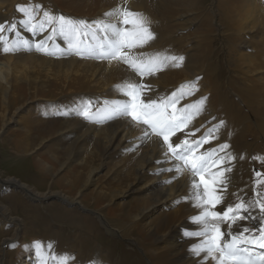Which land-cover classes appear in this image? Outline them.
<instances>
[{"label":"rangeland","instance_id":"1","mask_svg":"<svg viewBox=\"0 0 264 264\" xmlns=\"http://www.w3.org/2000/svg\"><path fill=\"white\" fill-rule=\"evenodd\" d=\"M29 3L40 4L43 9L53 13H60L67 17L85 19L87 21H93L103 17L104 13L116 8L118 5L128 6L130 10L143 13V15L148 18L152 28L151 30L154 31L157 36L155 39L156 43L152 41L153 45L150 43L145 48L136 50L138 53L143 52L147 55L161 54L183 56L186 61L184 60L183 65L179 68L169 67L167 70L165 69L158 72L155 76H150V78L146 77L144 78V82V80L141 81L138 76L128 69L126 65L117 62L109 64L107 61H103L101 63V61L96 62V60L94 61L92 59H81L74 55L71 57L68 56L66 60V57H62L63 59L55 58L35 51H21L15 54H2V56L0 54V63L6 65L3 74H5L4 77H6L7 80L4 81V84L7 85V81L10 82V89L7 95H0V182L10 179L17 181L26 191L24 192L23 189L15 187V190L12 191L13 193L11 191L0 193V198H4L1 202L6 204V206L10 204L8 207L13 212L12 216L18 218V227H20L18 239L15 241L16 244L13 243L9 245L8 243L7 246L6 244L2 246L6 238L8 239L16 236V229H13L14 227H11L7 231L6 236L1 238V262L4 264H30L28 256L33 258L35 254L34 251H37L36 245L39 244L41 245L43 255L49 257L50 264L53 262L51 261L52 256H67L70 258L69 264H136L138 262H140L139 264H163L162 261L166 255L162 254L160 249L154 251L156 253L155 258H157L158 255H161L160 257L162 258L158 257L157 259L160 258L159 260L155 259L158 263H156L155 260H151L150 262L149 258L151 255L147 254L144 248L135 242V238H123L120 233L130 225V230L132 231V226L137 223V220L135 221L137 206L132 204L135 201V197L133 196L131 197L132 199L124 202L125 200L118 196L124 192L125 183L135 182L136 177L134 175L141 165L138 156L129 158L124 155L121 158L118 157V159L115 160L111 158L112 160L110 159L103 162L104 138L106 140L110 135V132L105 129L103 125L105 126L112 123L114 119L108 122L93 123L79 117L73 111L81 101L91 100L92 112H96L97 109L104 106L105 101L111 102L117 100L118 98L115 99V97H118V93L113 90L128 79L135 80V82L139 79L137 83L149 84L152 90L160 93L159 95L156 93L148 95L153 98L167 95L168 92L171 94L173 91L177 90L180 85L190 80L193 81L198 79L199 90L195 95L184 99L185 101L182 100L181 106L191 104L201 97H207L205 110L210 111L216 109L214 111L216 113H213L218 118L220 117V122L223 121L225 124V126L220 129L222 132H219V139H217V141L214 140L212 144L204 145V149L216 146L219 141L223 143L226 141L230 144V150H234L235 146L233 145L235 144H232V141L229 140V136L226 135L228 130L234 125V128L238 127V129L240 128L239 126L245 127L248 123L250 127H248L249 125L245 127V132H247V134L244 132V135L246 134L245 139L247 143L251 145L250 161L247 165L248 172L246 179L242 178L243 180L241 181L244 182L245 180V186L242 190L252 195L253 169L264 171V166L260 167V162L252 159V156L254 157L255 154L264 159V146H261L264 145V0H127L126 4L125 0H0V24L9 22L18 23L23 19V16L17 11V6L27 5ZM14 18H16V20ZM156 26H158V29ZM18 30L20 32H25L23 28H18ZM5 34L9 35L10 39L14 40L16 38L10 33ZM25 34L30 36L27 32ZM27 36L22 37L26 38ZM37 38L38 36L35 39L38 40ZM58 39L56 42L60 44V46L65 47L64 42ZM169 42H171V44H168ZM170 45L171 47H169ZM31 54L33 56L35 55L34 57L36 59H39L37 60V62L39 61L38 63L35 58L33 59ZM37 54L42 57V60L41 57L37 58ZM3 55L4 58H2ZM69 58L74 59L69 60ZM21 59L22 61H20ZM46 60L50 65L45 63ZM87 61L91 62L88 63ZM80 62L81 64L87 62V64L85 63L83 66L78 64ZM185 62L188 63L185 64ZM98 63L100 66H96ZM76 64L80 66L78 67ZM92 65L95 66L92 68ZM43 67L44 69H42ZM91 72L94 73L93 78H91L93 76ZM85 73H87V76ZM193 73H196V75ZM116 74H121L123 77L115 79L113 76ZM165 74L167 76H165ZM191 74L195 76L192 77ZM132 75L136 79L133 78ZM169 76L173 77L170 78ZM97 78H100V80ZM159 78L162 79L160 80L162 83L159 81ZM86 79L92 82L90 83L86 81ZM82 80L86 82H82ZM102 80H105V82ZM116 81L119 82L117 83ZM120 81L123 82L121 83ZM156 82L159 84H156ZM85 84L87 85L85 86ZM166 84L169 85L167 86ZM98 85L99 91L97 90ZM101 85H103V88H100ZM105 85L109 87L105 88ZM171 85L172 87H170ZM173 85L175 88H173ZM94 89L96 90L94 91ZM107 91L108 93L105 95ZM99 92L104 94V96L101 93L99 94ZM203 92L205 94H203ZM111 93L114 96L113 98ZM114 94H116V96ZM219 94H221L220 98ZM218 99H221V101L223 100V102ZM238 104L240 105L237 106ZM237 107H239V109ZM18 108H20L19 111ZM66 110L67 114H65ZM235 111H237V113ZM234 113H236V115L238 114L240 117H238V115L236 116ZM225 114L231 115L228 117L227 115L225 116ZM202 117H204L203 114L198 116L199 119H194L197 121L193 120L188 130L195 131L196 129H202L204 123L201 121ZM11 118L14 122H11V124L6 127L8 120ZM74 118H78L79 121L83 119L88 125H93V128L91 127L92 131H90L91 128L89 126L87 127L88 130L87 128L85 130V132H92L93 135L87 132L85 139L79 143L84 149L78 157L75 155L76 146L74 145H77V143L74 141L82 136V133L76 132L77 126ZM223 118L225 119L223 120ZM239 118L241 119L239 120ZM237 121L239 123H237ZM240 122L242 123L240 124ZM97 126H102L105 130L101 127L102 130L99 128V133H97ZM95 127L96 130H94ZM255 130L256 132L259 131L256 133ZM102 131H105L103 132V134L105 133L104 135L101 133ZM200 132L201 130L196 132L195 136H192V138L190 137V139L194 140L195 137L198 138L203 135V133ZM78 133H80V135ZM222 133L225 134V137ZM182 134L185 135L184 132H178V136L172 138L173 142H180L184 139L185 136ZM101 136L105 137H102L103 139L101 140ZM176 138L179 140L175 141ZM78 150L80 151V149ZM127 159L132 160L130 161L132 163L129 164V160L127 161L128 163H126ZM135 161L137 162L135 163ZM138 164H140L139 167ZM98 167H100V169ZM121 167H123L124 172L127 173L123 171L122 173L121 170H119ZM97 168L99 170H94ZM132 172H134V175ZM91 179L94 181L90 184ZM143 184L145 183H142V185ZM246 184L248 185L246 186ZM41 187H43V189H41ZM110 188H112L111 191H109ZM27 189L30 193H27ZM121 189L124 190L122 191ZM248 189L251 191H248ZM47 191L58 194L57 196L62 194V196L68 197L69 200L75 198L78 191L79 193L81 191L82 196L79 200L80 205L78 204V206H75L66 204L58 197H50L46 200L32 199L31 192L40 194L48 193ZM112 191H118L116 193L120 194H114ZM98 194L99 196H97ZM233 194H231V197H226L227 203L236 202V198ZM116 195L118 198H116ZM6 196L16 198L17 202L12 203L11 198H7ZM114 196V201L111 202ZM100 197H102V199ZM119 202H121V204ZM124 203L132 205L131 207L136 209L131 211L132 209L130 207L127 218L123 211ZM111 205L113 207H111ZM117 205L120 206L117 207ZM25 207L29 209L28 212L24 211L23 208ZM181 207L182 204L179 203L170 212L178 210ZM34 208H36V211H34ZM54 208L58 210H54ZM37 210L39 213H37ZM59 211L62 212L64 216H56V212L59 213ZM118 211L121 213L119 214ZM69 213L71 215H69ZM114 214L116 215L114 216ZM48 216L51 219L50 222H45L48 218L44 221H39L43 217ZM109 216H111L110 219ZM116 216L119 217L117 218ZM65 217L71 219L67 220ZM79 217L87 218V220L85 219L87 222L93 220L92 223L95 224V228H98L100 233L98 232L97 235L90 234L91 236L88 235L87 237L85 235V230L88 226L86 222L80 220ZM130 217H132V220H130ZM155 217L156 216L153 218ZM119 221H121V224L118 223ZM112 222H115V225ZM89 231L90 230L87 229L88 234ZM48 245H52L51 250H49ZM125 249H127V253ZM130 250L137 254H133ZM159 250L160 252H158ZM36 253H38V251ZM127 254L129 256H127ZM82 260L83 262H81Z\"/></svg>","mask_w":264,"mask_h":264},{"label":"snow or ice","instance_id":"2","mask_svg":"<svg viewBox=\"0 0 264 264\" xmlns=\"http://www.w3.org/2000/svg\"><path fill=\"white\" fill-rule=\"evenodd\" d=\"M17 11L23 16L19 25L17 22L0 24V54L35 51L55 58L74 55L109 64L117 62L126 65L141 81L169 67L179 68L185 60L183 56L138 53L136 50L148 46L156 35L146 16L123 5L93 21L53 13L33 3L19 5ZM18 28H23L30 38H23ZM45 32L48 33L46 37L35 39ZM5 33L16 38L10 39ZM58 38L65 47L56 42ZM198 90L197 79L180 85L171 94L153 98L147 96L151 91L150 85L127 80L114 89L125 99L105 101L96 112H92V101L85 100L73 111L93 123L128 119L132 126L140 128L141 134L137 139L141 142L152 137L162 141L165 161L174 162L173 168L163 171L174 172L176 178L185 172L191 177L187 199L198 213L190 218V223L198 230L185 234L200 238L190 251L201 258V264H207L208 260L213 264H264V171L253 169L251 198L245 199L234 193L236 202L217 210L226 200L230 183L228 174L232 172L237 156L229 151L227 142L204 149V145L219 139L220 129L225 126L223 121L200 137L190 139L200 130H186L194 119L203 114L207 97L183 106L180 102ZM178 132H184L185 137L174 143L172 138ZM252 159L264 163L259 156ZM256 210L259 215L254 214ZM36 248L39 264H50L49 257L41 251V245L37 244ZM48 248L51 250L52 245ZM51 261L69 264L70 258L52 256Z\"/></svg>","mask_w":264,"mask_h":264},{"label":"bare ground","instance_id":"3","mask_svg":"<svg viewBox=\"0 0 264 264\" xmlns=\"http://www.w3.org/2000/svg\"><path fill=\"white\" fill-rule=\"evenodd\" d=\"M128 5V4H127ZM125 6V5H124ZM130 6V5H129ZM128 7V6H127ZM134 7V6H133ZM129 8V7H128ZM133 11H135L136 12V10H133ZM138 12V11H137ZM141 12V11H140ZM143 14V13H142ZM19 16V15H18ZM21 16V15H20ZM224 16V15H223ZM19 18V17H18ZM15 20H16V18H14ZM7 21V20H6ZM17 21H19V20H17ZM10 23V22H9ZM19 23V22H18ZM159 26V25H158ZM158 26H156L157 27V29H158ZM155 28V27H154ZM231 28V27H230ZM152 29V28H151ZM234 29V28H233ZM22 31V30H21ZM154 32V31H153ZM233 32V31H232ZM231 32V33H232ZM21 33V35L22 36H27L25 33H26V31L25 32H20ZM28 34V33H27ZM236 34V33H235ZM48 35V33L47 32H45V33H43L42 35H40V36H38V40H40V39H43L44 37H46ZM237 35V34H236ZM230 36H232V35H230ZM157 37V36H156ZM28 38H30V36L28 35L27 37H26V39H28ZM170 39V38H169ZM168 39V40H169ZM59 40V39H58ZM61 40V39H60ZM177 40V39H176ZM62 41V40H61ZM155 41V40H154ZM172 41V40H171ZM175 41V40H174ZM178 41V40H177ZM63 42V41H62ZM176 42V41H175ZM228 42V41H227ZM153 42H151V44H152ZM155 43H156V41H155ZM168 44H171V42H169ZM233 44V43H232ZM153 45V44H152ZM156 45V44H155ZM230 45V44H229ZM168 46V45H167ZM61 47H63V46H61ZM151 47V46H150ZM169 47H171V45L169 46ZM174 47V46H173ZM172 47V48H173ZM230 47V46H229ZM193 48V47H192ZM148 49H150V48H148ZM169 50V49H168ZM171 50V49H170ZM195 50V49H194ZM175 51V50H174ZM169 52V51H168ZM173 53V52H172ZM192 53V52H191ZM32 55V54H31ZM30 55V56H31ZM1 56H2V54H1ZM33 56V55H32ZM35 56V55H34ZM33 56V59L35 58ZM37 56H38V54H37ZM36 56V57H37ZM233 56V55H232ZM41 56H38L37 58H40ZM71 57V56H70ZM1 58V57H0ZM2 58H4V55H3V57ZM32 58V57H31ZM233 58V57H232ZM49 59H51V58H49ZM48 59V60H49ZM63 59V58H62ZM68 58L66 57V60H67ZM72 59H74V58H72ZM72 59H70L69 58V60H72ZM235 59V58H234ZM233 59V60H234ZM236 59H237V57H236ZM235 59V60H236ZM27 60V59H26ZM35 60H36V62H37V60H39V59H36L35 58ZM41 60H42V57H41ZM52 60V59H51ZM56 60V59H55ZM68 60V61H69ZM79 60V59H78ZM238 60H239V58H238ZM20 61H22V59L20 60ZM44 61V60H43ZM75 61H76V59H75ZM95 61V60H94ZM186 61V60H185ZM191 61V60H190ZM2 62H3V60H2ZM39 62V61H38ZM37 62V63H38ZM54 62V61H53ZM56 62V61H55ZM73 62V61H72ZM88 62V61H87ZM87 62H85L86 64H87ZM89 62H91V61H89ZM88 62V63H89ZM97 62V61H96ZM95 62V63H96ZM106 62V61H105ZM44 63V62H43ZM42 63V64H43ZM45 63L46 64H49V62L46 60L45 61ZM66 63V62H65ZM71 63V62H70ZM77 63V62H76ZM84 63V64H85ZM100 63V62H99ZM96 64V66L97 65H99L100 66V64ZM102 63V62H101ZM114 63V62H113ZM188 63V62H187ZM186 62H185V64H187ZM194 63V62H193ZM241 63V62H240ZM67 64V63H66ZM74 64H75V62H74ZM78 64H81V62L80 63H78ZM84 64H81V65H83L84 66ZM93 64V63H92ZM105 64V63H104ZM194 64H196V63H194ZM44 65V64H43ZM50 65V64H49ZM77 65V64H76ZM78 67L80 66V65H77ZM89 66V65H88ZM88 66H87V68H88ZM95 66V65H94ZM93 65H92V68L94 67ZM105 66V65H104ZM112 66V65H111ZM185 66V65H184ZM196 66V65H195ZM229 66H230V63H229ZM46 67V66H45ZM67 67V66H66ZM65 67V68H66ZM74 67V66H73ZM73 67H71V68H73ZM91 67V66H90ZM110 67V66H109ZM113 67V66H112ZM111 67V68H112ZM120 67V66H119ZM218 67V66H217ZM232 67V66H231ZM5 68H6V65L4 64V63H0V95H4V96H6L7 95V93H8V90L10 89V82L9 81H7V85L6 84H4V81L5 80H7L6 79V77H4V75L5 74H3L4 73V70H5ZM62 68V67H61ZM76 68V67H75ZM74 68V69H75ZM84 68V67H83ZM91 68V69H92ZM97 68V67H96ZM102 68V67H101ZM106 68V67H105ZM121 68H122V66H121ZM214 68V67H213ZM220 68V67H219ZM42 69H44V67L42 68ZM46 69H47V67H46ZM49 69V68H48ZM90 69V70H91ZM115 69V68H114ZM114 69H112V70H114ZM127 69V68H126ZM224 69V68H223ZM61 70V69H60ZM73 70V69H72ZM71 70V71H72ZM84 70V69H83ZM98 70V69H97ZM104 70V69H103ZM167 70V69H166ZM182 70V69H181ZM185 70H186V68H185ZM199 70V69H198ZM201 70V69H200ZM54 71H55V69H54ZM74 71H76V70H74ZM81 71V70H80ZM86 71V70H85ZM108 71V70H107ZM111 71V70H110ZM169 71V70H168ZM64 72V71H63ZM73 72V71H72ZM77 72V71H76ZM90 72V71H89ZM94 72V71H93ZM93 72H91V73H93ZM102 72V71H101ZM109 72V71H108ZM126 72V71H125ZM127 72H128V70H127ZM225 72H226V70H225ZM66 73V72H65ZM75 73V72H74ZM78 73H79V71H78ZM81 73V72H80ZM90 73V74H91ZM100 73V72H99ZM103 73V72H102ZM114 73V72H113ZM118 73V72H117ZM10 74V73H9ZM87 73H85V75H86ZM107 74V73H106ZM126 74V73H125ZM193 74H195L196 75V73H193ZM193 74H191V76L193 77V76H195V75H193ZM220 74V73H219ZM225 74V73H224ZM83 75V74H82ZM109 75H110V73H109ZM123 75V74H122ZM130 75V74H129ZM200 75V74H199ZM203 75V74H202ZM70 76V75H69ZM87 76V75H86ZM101 76V75H100ZM106 76V75H105ZM160 76V75H159ZM165 76H167L166 74H165ZM189 76V75H188ZM89 77V76H88ZM94 77V73H93V76L91 77V78H93ZM97 77V76H96ZM99 77V76H98ZM115 79H120L121 77H123V76H121V74H116V75H114L113 76ZM125 77V76H124ZM132 77L133 78H135L133 75H132ZM161 77V76H160ZM170 77V76H169ZM173 77V76H172ZM172 77H170V78H172ZM181 77V76H180ZM82 78V77H81ZM101 78V77H100ZM100 78L98 79V80H100ZM108 78V77H107ZM139 78V77H138ZM148 78H150V76L148 77ZM179 78V77H178ZM200 78H201V75H200ZM96 79V78H95ZM102 79H103V75H102ZM127 79V78H126ZM136 79V78H135ZM129 80V79H128ZM148 80V79H147ZM146 80V81H147ZM154 80V79H153ZM157 80H158V77H157ZM160 80H162V79H160L159 78V81ZM172 80V79H171ZM193 80V79H192ZM84 80H82V82H83ZM86 81H88L87 79H86ZM86 81H84V82H86ZM102 81H104L105 82V80H102ZM107 81V80H106ZM133 81V80H132ZM138 81H139V79H138ZM137 80H136V82H138ZM164 81V80H163ZM175 81V80H174ZM191 81V80H190ZM79 82H81V81H79ZM88 82H92V81H88ZM97 82H99V81H97ZM97 82H95V83H97ZM108 82V81H107ZM113 82H114V80H113ZM112 82V83H113ZM117 83L119 82V81H116ZM121 83L123 82V81H120ZM134 82H135V80H134ZM144 82H145V80H144ZM161 82V81H160ZM170 82H172V81H170ZM215 82V81H214ZM251 82V81H250ZM94 83V84H95ZM124 83V82H123ZM153 83V82H152ZM162 83V82H161ZM164 83V82H163ZM173 83V82H172ZM213 83V82H212ZM229 83V82H228ZM248 83V82H247ZM107 84V83H106ZM109 84V83H108ZM111 84V83H110ZM151 84V83H150ZM156 84H159L158 82H156ZM155 84V85H156ZM165 84V83H164ZM203 84V83H202ZM87 84H85V86H86ZM92 85H93V83H92ZM91 85V86H92ZM149 85V84H148ZM167 86L169 85V84H166ZM214 85V84H213ZM221 85V84H220ZM224 85V84H223ZM222 85V86H223ZM226 85V84H225ZM250 85V84H249ZM97 86V85H96ZM103 85H101L100 86V88L102 87ZM204 86H206V85H204ZM251 86V85H250ZM109 87V86H108ZM106 85H105V88H108ZM159 87H161V86H159ZM170 87H172V85L170 86ZM170 87H168V88H170ZM208 87V86H207ZM237 87V86H236ZM96 88V87H95ZM103 88V87H102ZM154 88H156V87H154ZM164 88V87H163ZM162 88V89H163ZM173 88H175V86L173 85ZM206 88V87H205ZM204 88V89H205ZM257 88V87H256ZM79 89V88H78ZM89 89V88H88ZM88 89H85V90H88ZM172 89V88H171ZM178 89V88H177ZM225 89V88H224ZM250 89V88H249ZM253 89V88H252ZM90 90V89H89ZM96 89H94V91H95ZM97 90L99 91V85H98V88H97ZM161 90V89H160ZM236 90H237V88H236ZM93 91V92H94ZM104 91H105V89H104ZM114 91V90H113ZM166 91V90H165ZM168 91H169V89H168ZM258 91V90H257ZM260 91V90H259ZM91 92H92V90H91ZM109 92H110V90H109ZM112 92V91H111ZM162 92H163V90H162ZM172 92V91H171ZM208 92V91H207ZM234 92H235V90H234ZM89 93V92H88ZM101 92H99V94H100ZM106 93H108V91L107 92H105V95H107ZM113 93V92H112ZM111 93V95H112V98L114 97L113 96V94ZM157 94V95H159L160 93L159 92H156V91H154V90H152L151 89V91H149V92H147V96L148 95H153V94ZM232 93V92H231ZM256 93V92H255ZM262 93V92H261ZM90 94V93H89ZM92 95H94L93 93H91ZM102 94V93H101ZM163 94V93H162ZM168 94H169V92H168ZM167 94V95H168ZM203 94H205L204 92H203ZM210 94H212V93H210ZM226 94H228V93H226ZM103 96H104V94H102ZM115 96H116V94H114ZM221 94H219V98L221 97L220 96ZM224 95V94H223ZM90 96V95H89ZM95 96H97V95H95ZM109 96V95H108ZM107 96V97H108ZM239 96V95H238ZM94 97V96H93ZM101 97V96H100ZM191 97V96H190ZM195 97V96H194ZM224 97H225V95H224ZM232 97V96H231ZM264 97V96H263ZM1 98V97H0ZM72 98V97H71ZM95 98V97H94ZM118 98V99H117ZM233 98H234V96H233ZM238 98H240V97H238ZM243 98V97H242ZM90 99V98H89ZM95 99H97V98H95ZM103 99V98H102ZM115 99H117V100H121V99H125V97H123L122 95H120V94H118V97H115ZM189 99H191V98H189ZM249 99V98H248ZM264 99V98H263ZM98 100V99H97ZM219 100V99H218ZM227 100V99H226ZM229 100V99H228ZM233 100V99H232ZM258 100V99H257ZM185 101V100H184ZM219 101H221V99L219 100ZM236 101V100H235ZM240 101V100H239ZM192 102V101H191ZM190 102V103H191ZM221 102H223V100L221 101ZM220 102V103H221ZM245 102V101H244ZM248 102V101H247ZM181 103V102H180ZM185 103V102H184ZM213 103V102H212ZM226 103V102H225ZM238 103V102H237ZM237 103H234V104H237ZM253 103V102H252ZM223 104V103H222ZM242 104V103H241ZM211 105V104H210ZM213 105H214V103H213ZM240 104H238L237 106H239ZM250 105V104H249ZM22 106H23V104H22ZM208 106V105H207ZM212 106V105H211ZM219 106H221V105H219ZM242 106H244V105H242ZM206 107V106H205ZM214 107V106H213ZM222 107V106H221ZM245 107V106H244ZM212 108V107H211ZM228 108V107H227ZM238 109H239V107H237ZM95 109V108H94ZM218 109V108H217ZM222 109V108H221ZM234 109H235V106H234ZM240 109H242V108H240ZM20 110V108H18V111ZM213 110V109H212ZM205 110L204 112H203V115H204V117H202L201 118V121L202 122H204L203 123V126H202V129H200L201 130V132L200 133H204V132H206L209 128H212L213 126H215V125H218L219 123H220V120H219V118L214 114V113H216V112H214L215 110ZM229 110H230V108H229ZM236 110V109H235ZM247 110V109H246ZM245 110V111H246ZM218 111V110H217ZM222 111V110H221ZM238 111V110H237ZM237 111H235L236 113H237ZM241 111V110H240ZM239 111V112H240ZM249 111V110H248ZM69 112V111H68ZM214 112V113H213ZM223 112V111H222ZM232 112H233V110H232ZM238 112V113H239ZM218 113V112H217ZM224 113V112H223ZM226 113V112H225ZM236 113H234L235 115H236ZM246 113V112H245ZM253 113V112H252ZM65 114H67V110L65 111ZM219 114H220V112H219ZM234 114H233V116H234ZM242 114H243V112H242ZM227 114H225V116H226ZM229 115H231V114H229ZM229 115H227L228 117H229ZM238 115V114H237ZM236 115V116H237ZM251 115V114H250ZM232 116V117H233ZM238 117H240L239 115H238ZM246 117V116H245ZM79 118V117H78ZM78 118L76 119V118H74V121L76 122V126H77V131L76 132H80V133H82V136H80L78 139H76L74 142H76L77 143V145H74V146H76V148H75V150H76V157H78V155L82 152V150L84 149L82 146H80V142H82V140L83 139H85V137H86V135H87V132H90V131H92V128H93V125H88L83 119H81L80 121L78 120ZM255 118H257V117H255ZM261 118V117H260ZM197 119H199L198 117H197ZM225 118H223V120H224ZM231 119H233V118H231ZM237 119V118H236ZM241 118H239V120H240ZM262 119V118H261ZM264 119V118H263ZM40 120V119H39ZM229 120H230V118H229ZM238 120V121H239ZM258 120V119H257ZM79 121V122H78ZM194 121H197V120H194ZM200 121V122H201ZM227 121H228V119H227ZM233 121H235V120H233ZM237 121V123H239ZM255 121V120H254ZM259 121H261V120H259ZM11 122H14V120L11 118L10 120H8V123L6 124L7 126L6 127H8V125L9 124H11ZM15 122H16V120H15ZM236 122V121H235ZM234 122V123H235ZM231 123V122H230ZM242 122H240V124H241ZM261 123V122H260ZM228 124V123H227ZM98 125V124H97ZM199 125V124H198ZM247 125H249L248 123H247ZM246 125V126H247ZM251 125H253V124H251ZM254 125H256V124H254ZM259 125V124H258ZM258 125H257V127H258ZM92 127L91 128V130L90 131H86L85 132V130H86V128L87 127ZM228 126V125H227ZM245 126V127H246ZM102 126H97V128H98V130H97V133H99V128H101ZM103 127H105V129H107L109 132H110V135L106 138V140H105V136L103 137V136H101V140L104 138V142H103V145H104V150H103V162H105V161H108V160H110L111 158L112 159H118V157H122V156H127V157H129V158H132V157H136V156H138V160L140 161V163H141V165L140 164H138V167H139V165H140V168H138V170L136 171V173H135V175L133 174L134 172H132V174L136 177V179L135 178H133V179H135V182H132V183H125L124 184V188H125V190L124 189H121L122 191L124 190V192H122L121 194L120 193H116V192H118V191H120V190H118V191H116V192H113L114 194H120L118 197L119 198H121V199H123V200H125L124 202H126L127 200H129V199H132L131 197H135V201H134V203H132V204H134L135 206H137V213H136V216H135V221L137 220V223L135 224V225H133L132 226V231L130 230V227H131V225L129 226V227H127V228H125V230L123 231V232H120L121 233V236L123 237V238H130L131 239V237L132 238H135L134 240H135V242H137V244H139L142 248H144V250L147 252V254H149V255H151V257L149 258V260H150V262H151V260L153 261V260H159L160 258H162V257H160L161 255H158V257H160L159 259H157V258H155L156 257V253L154 252V251H156V250H158V249H160L161 251H162V254H164V255H166V257H164L163 258V264H201V258H198V257H195L193 254H192V252L190 251V249L192 248V246L193 245H195V244H198L199 242H200V238H196V237H189V236H187L185 233L186 232H191V231H195V230H198L197 229V227L194 225V224H192V223H190V218L191 217H193L194 215H196L197 213H198V209H195L193 206H192V204L190 203V201H189V199H187V197L189 196V191H190V188H189V181H190V179H191V177H190V175L187 173V172H185L183 175H180L178 178H176V175H175V173L174 172H172V173H170V172H165V171H163L164 169H167V168H173L174 167V162H171V161H165V157H164V152H165V149L164 148H162L161 147V144H162V141L161 140H159L157 137H152L151 138V140H146V141H144V142H141L140 140H138L137 138L140 136V134H141V131H140V128L139 127H134V126H132V124H131V122H130V120H128V119H124V118H117V119H114V121L112 122V123H110V124H108V125H103ZM102 127V128H103ZM230 127H231V125H230ZM233 127V128H232ZM229 130H228V132H227V134L226 135H228L229 136V140H231L232 141V144L234 143L235 145H233V146H235L234 148V150H230L229 149V151H231L232 153H234L236 156H237V160L233 163V166H232V172L231 173H229L228 175H229V177H230V183H229V187H228V192H227V195H226V197L228 196H230L231 197V194H233V193H238L240 196H242V197H244L245 199H249V198H251V193H249L248 191L250 190V189H248V193H246V192H244L242 189H243V187L245 186V180H244V182L243 181H241V180H243L242 178H244V179H246V175H247V172H248V170H247V165H248V162L250 161V150H251V145H250V143H247V141H246V139H245V135L247 134V132H245V127L244 126H239L240 128L238 129V127H236V128H234L235 127V125L234 126H232ZM248 127H250V125L248 126ZM247 127V128H248ZM263 127V126H262ZM75 128V127H74ZM102 128H101V130H102ZM229 128V127H228ZM252 128V127H251ZM259 128V127H258ZM104 128H103V130H105ZM193 129V128H192ZM225 129H227V128H225ZM74 130V129H73ZM87 130H88V128H87ZM94 130H96V127L94 128ZM191 130V129H190ZM256 130H257V128H256ZM256 130H255V132H256ZM260 130V129H259ZM258 130V131H259ZM189 131V130H188ZM221 131V130H220ZM227 131V130H226ZM257 131V132H258ZM94 132V131H93ZM103 132H105V131H102L101 133L103 134ZM222 132V131H221ZM244 132L246 133L245 135H244ZM250 132H252V131H250ZM256 132V133H257ZM80 133H78L79 135H80ZM91 134H92V132H90ZM96 133V132H95ZM94 133V134H95ZM200 133H198V134H200ZM261 133V132H260ZM264 133V132H263ZM75 134V133H74ZM77 134V135H78ZM105 134V133H104ZM103 134V135H104ZM262 134V133H261ZM93 135V134H92ZM91 135V136H92ZM97 135V134H96ZM99 135H101V134H99ZM183 135V134H182ZM222 135L224 136L225 134H223L222 133ZM249 135V134H248ZM264 135V134H263ZM98 136V135H97ZM96 136V137H97ZM176 136H178V135H176ZM183 136H185V135H183ZM222 136V137H223ZM92 137H94V136H92ZM103 137V138H102ZM220 137V136H219ZM225 137V136H224ZM227 137V136H226ZM192 138V137H191ZM194 138V137H193ZM247 138V137H246ZM255 138V137H254ZM195 139H196V137H195ZM224 139V138H223ZM223 139H221V140H223ZM251 139V138H250ZM253 139V138H252ZM259 139V138H258ZM95 140V139H94ZM177 140H179V139H177L176 138V140L175 141H177ZM225 140V139H224ZM99 141V140H98ZM215 141H217V140H215ZM253 141V140H252ZM95 142V141H94ZM226 142V141H225ZM85 143V142H84ZM97 143H99V142H97ZM101 143H102V141H101ZM174 143H179V142H174ZM221 143H223V142H221V141H219L216 145H219V144H221ZM229 143V142H228ZM231 143V142H230ZM209 146V145H208ZM262 147L264 146V145H261ZM215 147V146H214ZM210 148V147H209ZM78 149H80V151L78 150ZM257 149H259V148H257ZM260 150V149H259ZM255 152V151H254ZM257 153V152H256ZM262 153V152H261ZM264 153V152H263ZM81 155V154H80ZM240 156H243L244 157V159H239V157ZM255 156H256V154H255ZM262 156V155H261ZM72 157V156H71ZM253 157V156H252ZM111 159V160H112ZM126 159V158H125ZM129 159H127L126 160V163H128L127 161H128ZM134 160H137V159H134ZM130 161H132V160H129V162ZM118 162V161H117ZM125 162V161H124ZM137 161H135V163H136ZM132 162H130L129 164H131ZM124 165H126V164H124ZM123 165V166H124ZM137 165V164H136ZM136 165H135V167H136ZM259 165H260V167L261 166H264V163H259ZM101 166V165H100ZM115 166V165H114ZM127 167H128V165H127ZM132 167V166H131ZM259 167V166H258ZM99 169H100V167H98ZM94 169V170H99V169ZM130 168V167H129ZM125 169V168H124ZM119 170H121V172L123 171L124 172V170H123V167H121ZM130 170H131V168H130ZM132 170H134V169H132ZM259 170V169H258ZM129 171V170H128ZM120 172V171H119ZM122 172V173H123ZM124 173H127V172H124ZM157 173H161V174H157ZM95 174V173H94ZM126 175H128V174H126ZM133 176V177H134ZM96 178V177H95ZM126 178V177H125ZM128 179V178H127ZM122 180H124V179H122ZM121 180V181H122ZM149 180V181H148ZM169 180H171L172 182L171 183H166L167 181H169ZM94 180L93 179H91V182H90V184L93 182ZM134 181V180H133ZM147 181V182H146ZM129 182H131V181H129ZM241 182H243V183H241ZM249 182V181H248ZM121 183V182H120ZM142 183H145V184H143L142 185ZM248 184H246V186H247ZM86 186V185H85ZM15 187H19V188H21V189H23V191L24 192H26L25 191V188L23 187V186H20L19 185V183L17 182V181H14V180H6V181H4V182H0V193L1 192H12L13 190H15L14 188ZM252 187V186H251ZM250 187V188H251ZM38 188V187H37ZM114 188V187H113ZM247 188V187H246ZM41 189H43V187H41ZM87 189V188H86ZM111 189L112 188H110V190L109 191H111ZM38 190H39V188H38ZM81 190V189H80ZM81 191H83V190H81ZM81 191H80V193H79V191H78V193L76 194V197L75 198H72V199H70L69 200V198L68 197H66V196H62V194L60 195L59 194V196H57L58 194H55V193H53V192H48V193H32L31 192V195H32V199H35V200H46V199H48V198H50V197H58L59 199H61L62 201H64L66 204H71V205H77L78 206V204H79V200H80V198H81V196H82V194H81ZM251 191V190H250ZM30 193V191H28V189H27V193ZM39 192V191H38ZM252 192V191H251ZM13 193V192H12ZM112 193V194H113ZM9 194V193H8ZM111 194V193H110ZM23 195V194H22ZM117 195H116V198H118L117 197ZM97 196H99V194L97 195ZM101 196V195H100ZM7 197V196H6ZM31 197V196H30ZM29 197V198H30ZM96 197V196H95ZM105 197V196H104ZM227 197V198H228ZM7 198H11V197H7ZM7 198H5V199H7ZM71 198V197H70ZM101 199H102V197H100ZM106 198V197H105ZM109 198V197H108ZM107 198V199H108ZM112 198V197H111ZM114 198H115V196L113 197V200L111 201V202H113L114 201ZM226 198V199H227ZM236 198V197H235ZM234 198V199H235ZM2 199H4L3 197H1L0 198V242H1V238H3L4 236H6V233H7V231L11 228V227H14L13 229H16V231H15V234H16V236L15 237H13V238H6L4 241H3V243H2V246H4L5 244H6V246H7V244L9 243V245L11 244H16L15 243V241H16V239H18V235H19V232H20V227H18L19 226V223H18V221H17V219L18 218H15L14 216H12V214H13V212L11 211V209H9V207L8 206H10V204L9 205H7L6 206V204H4L3 202H1V200ZM97 199V198H96ZM231 199H233V198H231ZM29 200V199H28ZM72 200V201H71ZM98 200H99V198H98ZM109 200V199H108ZM229 200V199H228ZM11 201H12V203L13 202H17L16 201V198H11ZM110 201V200H109ZM123 202V201H122ZM19 203V202H18ZM31 203H33V202H31ZM83 203V202H82ZM96 203H97V201H96ZM109 203V202H108ZM120 204H121V202H119ZM182 204V207L181 208H179L178 210H174L173 212H170L171 210H173L178 204ZM61 204V203H60ZM125 204V203H124ZM226 204H228L227 203V201L225 200V202H224V204H222V205H219L218 206V208H217V210H220V209H222ZM15 205V204H14ZM23 205V204H22ZM80 205V204H79ZM82 205V204H81ZM74 206V207H75ZM118 206H120V205H117V207ZM132 205H129L128 203L127 204H125L124 205V207H123V211H124V215L126 216V218L128 217V210H129V208L131 207ZM111 207H113L112 205H111ZM93 208V207H92ZM109 208V207H108ZM24 209V211L25 212H28L29 211V209L28 208H23ZM43 209V208H42ZM112 209V208H111ZM131 211H133V209H135V208H132L131 207ZM14 210V209H13ZM54 210H58V209H55L54 208ZM136 210V209H135ZM34 211H36V208H34ZM110 211V210H109ZM108 211V212H109ZM113 211H114V209H113ZM110 212H112V211H110ZM116 212V211H115ZM135 212V211H134ZM37 213H39L38 212V210H37ZM72 213V212H71ZM118 213H119V211H118ZM118 213H117V215H118ZM121 213V212H120ZM119 213V214H120ZM123 213V212H122ZM130 213V212H129ZM22 214H24V213H22ZM57 214V215H56ZM56 216H59V215H63L62 214V212H60L59 211V213L58 212H56ZM66 214V213H65ZM254 214H256V215H259V212H258V210H256L255 211V213ZM69 215H71L70 213H69ZM105 215V214H104ZM110 215V214H109ZM116 214H114V216H115ZM122 215V214H121ZM24 216H26V215H24ZM64 216V215H63ZM129 216H131V215H129ZM154 216H156L155 218H153ZM19 217H21V216H19ZM80 217H81V215H80ZM79 217V219L80 220H83V221H85L86 222V225L88 226L87 228H86V230H85V235L88 237V235H90V234H93V235H97L98 234V232H99V229L98 228H95V224L94 223H92V221H90L89 219V221L87 222L86 220H87V218H80ZM83 217H84V215H83ZM117 217V216H116ZM119 217V216H118ZM117 217V218H118ZM23 218V217H22ZM48 218V219H47ZM66 218V217H65ZM111 218V216H109V219ZM21 219V218H20ZM20 219H19V221H20ZM47 219V221H45L46 223L47 222H50V218H49V216L48 217H43L42 219H40L39 221L41 222V221H44V220H46ZM67 220H69V219H71V218H66ZM76 219V218H75ZM86 219V220H85ZM91 219V218H90ZM79 220V221H80ZM114 220V219H113ZM125 220H127V219H125ZM130 220H132V217H130ZM61 221V220H60ZM74 221V220H73ZM108 221V220H107ZM106 221V222H107ZM112 221V220H111ZM124 221V220H123ZM110 222V221H109ZM121 221H119L118 223L119 224H121L120 223ZM134 222V221H133ZM113 223V222H112ZM115 223V222H114ZM113 223V224H114ZM123 223V222H122ZM241 224H243L244 222L243 221H241L240 222ZM85 224V223H84ZM108 224V223H107ZM105 225V224H104ZM115 225V224H114ZM16 227V228H15ZM26 227V226H25ZM102 227V226H101ZM224 228H227V225H224L223 226ZM32 229V228H31ZM39 229L41 230V228L39 227ZM87 229H89L90 231H89V234H88V232H87ZM110 230V229H109ZM233 230L235 231L236 230V228L234 227L233 228ZM25 231H26V229H25ZM13 232V231H12ZM118 232V233H119ZM5 233V234H4ZM9 233V232H8ZM24 233V232H23ZM56 233V232H55ZM96 233V234H95ZM100 233V232H99ZM25 235V234H24ZM47 236V235H46ZM52 236H54V235H52ZM91 236V235H90ZM12 237V236H11ZM38 237V236H37ZM45 238V237H44ZM55 238V237H54ZM20 239V238H19ZM30 239V238H29ZM31 240V239H30ZM33 240H34V238H33ZM48 242V241H47ZM134 242V243H135ZM110 243V242H109ZM4 244V245H3ZM34 244V243H33ZM52 244V243H51ZM55 245V244H54ZM57 245V244H56ZM95 245V244H94ZM20 246V245H19ZM133 246V245H132ZM122 247H123V245H122ZM62 248V247H61ZM94 249V248H93ZM138 249H140V248H138ZM9 250V249H8ZM61 250V249H60ZM71 250V249H70ZM95 250V249H94ZM124 250V249H123ZM127 249H125V251H126ZM137 250V249H136ZM160 250L158 251V252H160ZM3 251V250H2ZM2 251H1V253H2ZM38 251V250H37ZM37 251H34L35 252V254H34V256H33V258H31L30 256H28V259H29V262H30V264H39V256H38V253H36ZM97 251V250H96ZM103 251V250H102ZM125 251H123V252H125ZM130 251H132V250H130ZM129 252V251H128ZM135 252H137V251H135ZM14 253V252H13ZM95 253V252H94ZM126 253H127V251H126ZM132 253H133V251H132ZM139 253V252H138ZM88 254V253H87ZM133 254H137V253H133ZM98 255V254H97ZM164 255H162V256H164ZM87 256V255H86ZM99 256V255H98ZM127 256H129L128 254H127ZM93 257V256H92ZM133 258H134V256H133ZM138 258V257H137ZM137 258H136V260H137ZM94 259V258H93ZM92 259V260H93ZM95 259H96V257H95ZM139 259H140V257H139ZM115 260V259H114ZM156 260H155V262H156ZM91 261V260H90ZM81 262H83V260L81 261ZM96 262V261H95ZM109 263V262H108ZM140 262H138V263H136V264H139ZM153 263V262H152ZM156 263H158V262H156ZM0 264H4L3 262H1L0 261ZM51 264H53V262L51 263ZM162 264V263H161ZM207 264H213V262L211 261V260H208V262H207Z\"/></svg>","mask_w":264,"mask_h":264}]
</instances>
